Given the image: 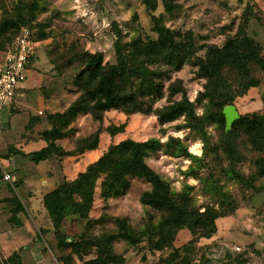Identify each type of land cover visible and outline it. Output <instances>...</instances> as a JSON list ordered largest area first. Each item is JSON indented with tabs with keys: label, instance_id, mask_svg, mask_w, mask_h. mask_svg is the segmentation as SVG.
Wrapping results in <instances>:
<instances>
[{
	"label": "rangeland",
	"instance_id": "374dc122",
	"mask_svg": "<svg viewBox=\"0 0 264 264\" xmlns=\"http://www.w3.org/2000/svg\"><path fill=\"white\" fill-rule=\"evenodd\" d=\"M33 1L0 0V9L15 16L17 11L25 10L24 5ZM142 1L37 0L38 10L31 26L37 33L43 32L45 38L29 62L27 86H35L41 96L54 98L57 109L64 110L78 95L75 80L81 68L75 62L68 65L72 61L71 54L75 51L100 52L104 63H114L115 30H119L122 42H128L137 35L154 39L156 35L152 31L151 15L162 16L163 24L176 34V40L182 41L186 35L190 36L195 47L193 58H202L205 46L221 47L228 38H233L243 12L247 10L250 18L246 35L260 45L264 54V0H171L177 6V10L171 14L165 13L163 0H157L153 12L147 11ZM4 54L0 52V65ZM161 69L167 70L170 80H165L164 96L155 103V109L180 98L179 95L173 98L168 96L169 85L177 80L190 101H194L202 91L205 81L197 77V68L192 65V61L183 64L178 71L167 67ZM225 73L232 88L231 78L238 76L231 69L225 70ZM257 75L260 78L259 86L249 90L245 98L234 100L239 116L259 117L264 111V71ZM204 104L195 105L196 114L203 113ZM24 120L21 114L14 117V129L21 128ZM124 122L126 126L122 134L110 138L104 132L101 133L97 152L93 155L61 161L51 158L38 165L30 162L25 164L20 159L17 160V167L26 165L21 175L15 172L13 161L11 173L21 181L15 188L3 179L4 175L10 174V170L6 166L7 160L0 156V167L8 170L2 173L0 181L5 183L0 189V264H60L57 261L60 254L54 250L51 232H46L43 237L39 235V229L49 228L47 215L40 203L42 195L59 183L73 181L77 173L95 161L97 155L100 156L110 144L125 139L144 141L148 138L165 142L170 137L186 145L189 154L203 159L202 167L197 170L199 178H219L223 191L234 200V211L215 221L216 231L210 238H193L188 230L182 229L177 232L171 248L162 251L149 250L145 240L138 245L118 241L114 243V249L124 256L123 264H264V193L256 192V188L264 186V178L257 176L256 161L264 157V153L255 151L247 135L240 131L235 139V150L240 155V161L233 168L239 178L231 180L222 176L221 171L228 166V161L221 151L217 159L211 154L203 156L202 143L198 137L188 129L179 128L183 124L181 118L160 126L152 114L125 116L118 111H109L99 124L92 121L89 115L80 114L70 126L74 129L73 135L58 144L65 150H72L77 141L88 137L98 128L103 130L109 125L117 126ZM253 123L258 127L264 126V117L255 118ZM205 131L210 137L211 146L220 143L222 134L215 123H207ZM3 151L4 148L0 146V155ZM146 163L169 184L173 192H180L184 186H188L193 208L202 211L206 205L216 207L215 200L206 191L203 182L188 174L190 168L196 167L190 160L158 152L147 158ZM147 190V183L132 179L129 189L123 195L104 201L100 199L97 188L93 203L83 213L86 215L87 212L88 219L96 220L105 211L112 218H125L135 230H142L148 222L156 223L160 218L159 212L139 202L140 195ZM12 194L17 196L24 207V211L16 215L15 223L10 219L11 212L4 201ZM84 225V220L72 217L64 221L62 228L67 237L73 239L80 236L96 238L102 231L114 229L111 222L102 227L93 225L89 231H86ZM175 249L180 250L178 255L173 254ZM13 251L19 252L20 260L14 256L8 259ZM73 264L82 262L74 260Z\"/></svg>",
	"mask_w": 264,
	"mask_h": 264
},
{
	"label": "trees",
	"instance_id": "16d2710c",
	"mask_svg": "<svg viewBox=\"0 0 264 264\" xmlns=\"http://www.w3.org/2000/svg\"><path fill=\"white\" fill-rule=\"evenodd\" d=\"M142 2L147 11L156 10L157 0ZM24 6L25 10L17 11L15 16L0 9V52H6L13 45L21 27L30 30L34 41L41 42L45 38L43 32L37 33L31 26L38 10L37 0ZM163 7L167 14L177 10L171 0H163ZM249 13L247 10L243 12L233 38H228L221 47L205 46L202 58H193L195 47L190 36L186 35L182 41L176 40V34L163 24L162 16L153 15L151 21L152 31L156 35L154 39L137 35L128 42H122L119 30H115L114 63H104L100 52H73L72 61L68 65L75 62L81 68L75 80L77 97L61 112L42 114L49 128L37 135L45 146L20 156L34 164L50 158L61 161L96 150L102 132L110 138L124 132L126 122L117 126L109 125L103 130L100 127L88 137L77 141L74 149L65 150L58 143L73 135L74 129L70 126L80 114L89 115L92 121L99 124L109 111H118L125 116L152 114L160 126L181 118L183 124L179 128L188 129L198 137L202 143V155L211 154L217 159L220 158L221 151L228 161V166L221 171L222 176L230 180L238 179L239 174L234 171L233 166L240 161L234 145L239 132L247 135L256 152L264 153V126L258 127L253 123L255 118L264 117V111L259 117L239 116L230 130L224 132L223 109L234 106V100L245 98L249 90L257 88L260 84L257 73L264 71L262 48L246 35ZM30 60L31 58L29 62ZM191 61L197 68V77L205 81L202 91L194 101H190L177 80L169 85L168 96L173 98L179 95L180 98L170 100L165 106L155 109V103L164 96L165 80H170L167 70L161 67L178 71L183 64ZM227 69L238 76L231 78L232 88L225 73ZM203 102V113L198 115L195 105ZM211 122L217 125L222 134L220 143L215 146H211L210 137L205 131L206 124ZM32 125L33 119H30L26 127L30 128ZM13 152L10 148L2 158L10 157ZM158 152L190 160L196 167L190 168L188 174L203 182L204 188L215 200L216 207L206 205L202 211L193 208L188 186H184L180 192H173L169 184L146 163L147 158ZM202 160L189 154L187 146L172 137L165 142L148 138L144 141L125 139L110 144L95 161L77 173L73 181L59 183L42 196L41 204L46 211L49 228L39 229V235L43 237L46 232H51L54 250L60 254L57 257L60 264H73L74 260L82 264H123L124 256L115 251L114 243L123 241L129 245H138L145 240L149 250L162 251L171 248L177 232L182 229L188 230L193 238L208 239L216 231L215 221L233 213L234 200L223 191L219 178H199L197 170L202 167ZM256 161L257 176L264 178V157H259ZM132 179L149 185V190L140 195L139 202L160 213L156 223L148 222L142 230H135L125 218H112L105 211L96 220L88 219L87 212L86 215L83 213L93 203L97 188L100 199H116L129 189ZM256 192L264 193V186L256 188ZM4 201L11 212L10 219L17 222L16 215L24 211V207L14 194ZM72 217L84 220L86 231L93 225L102 227L108 222L113 224L114 229L102 231L96 238H69L62 226L66 219ZM179 251L175 249L173 254L178 255ZM18 253L13 251L8 259L14 256L18 260Z\"/></svg>",
	"mask_w": 264,
	"mask_h": 264
},
{
	"label": "crops",
	"instance_id": "0c3cea01",
	"mask_svg": "<svg viewBox=\"0 0 264 264\" xmlns=\"http://www.w3.org/2000/svg\"><path fill=\"white\" fill-rule=\"evenodd\" d=\"M30 70L27 69V73ZM26 81L27 77H26ZM36 84L38 82H35ZM35 85V84H34ZM27 86V82H25L20 88L17 90L16 95L13 99V101L6 105V106H0V146L4 148L3 153L0 155L1 157L6 155L8 153V150L11 148L14 150V154L11 155L8 158H5L7 160L6 166L11 169L14 164V170L19 175L23 174L26 170L25 166H19L17 167V160H24L25 164L29 163L30 161L26 158H23L20 156V154H27L31 152H35L40 150L42 147L45 146V143L38 138V133L44 129H48L49 126L44 118H42L43 113H54L60 111L57 109V105L54 102V98L49 97L45 98L38 94V90L36 88ZM61 112V111H60ZM23 115L25 117V120L21 126V128H18L17 130L14 129L13 126L14 117L17 115ZM30 119H33V125L30 128H27V124ZM2 139V140H1ZM32 146H36V148H32ZM97 152V149L94 151H88L85 152L83 155H93ZM82 156V155H80ZM79 157V156H77ZM99 156L95 158V160ZM75 158V157H70ZM51 159V158H50ZM48 159V160H50ZM69 159V158H66ZM47 161V160H45ZM43 162V161H42ZM32 163V162H30ZM41 163V162H39ZM39 163L35 164L38 165ZM34 164V163H33ZM6 167V168H7ZM3 172H8L7 169L0 167V174L2 175ZM43 171L42 173H44ZM11 174L8 175V180H5L9 182V186L12 188H15L16 185L21 184L20 179L17 180L15 175L11 173V170L8 172ZM1 181V179H0ZM15 182H18V184H14ZM4 182H0V189L3 188ZM56 186H54L52 189H54ZM51 189V190H52ZM50 190V191H51ZM49 192V191H48ZM47 193V192H46ZM45 193V194H46ZM44 195V194H43ZM42 195V196H43ZM42 198V197H41ZM30 206H31V202ZM41 203V202H40ZM42 207V204H41ZM32 208V207H31ZM44 210V208L42 207ZM46 213V211L44 210Z\"/></svg>",
	"mask_w": 264,
	"mask_h": 264
},
{
	"label": "built area",
	"instance_id": "2783aa9c",
	"mask_svg": "<svg viewBox=\"0 0 264 264\" xmlns=\"http://www.w3.org/2000/svg\"><path fill=\"white\" fill-rule=\"evenodd\" d=\"M40 45L27 27H21L13 45L5 52L0 65V106L10 104L17 90L26 82L27 65ZM8 180V175H4Z\"/></svg>",
	"mask_w": 264,
	"mask_h": 264
},
{
	"label": "water",
	"instance_id": "95a60500",
	"mask_svg": "<svg viewBox=\"0 0 264 264\" xmlns=\"http://www.w3.org/2000/svg\"><path fill=\"white\" fill-rule=\"evenodd\" d=\"M225 119V130H229L231 124L239 118V113L234 106H227L223 109Z\"/></svg>",
	"mask_w": 264,
	"mask_h": 264
}]
</instances>
